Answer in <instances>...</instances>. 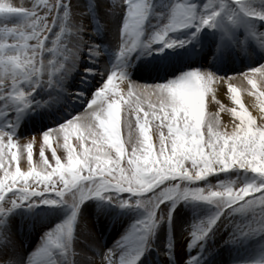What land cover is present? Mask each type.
Returning a JSON list of instances; mask_svg holds the SVG:
<instances>
[{
	"label": "snow or ice",
	"instance_id": "obj_1",
	"mask_svg": "<svg viewBox=\"0 0 264 264\" xmlns=\"http://www.w3.org/2000/svg\"><path fill=\"white\" fill-rule=\"evenodd\" d=\"M231 3L238 14L264 20V13L253 12L246 0ZM122 4L126 20L121 26L119 58L154 43L174 47L177 42L166 39L169 33L189 28L199 33L203 27H216L221 16L212 3H206L199 13L195 4L176 3L167 23L142 45L148 5L145 0H122ZM67 5L68 0H29L19 5L13 0H0V19L16 15L25 18L20 26L0 23V100L27 107L26 98L31 93L21 90L23 83L50 77L75 59L76 29L68 32L67 14L60 12ZM238 14L225 13L232 23ZM221 84L226 85L236 107L228 108L217 99V86ZM241 91L255 98L258 118L245 108ZM206 101L217 105V110L207 116ZM226 112L232 117L230 124L221 120V113ZM38 143L39 159L34 162ZM58 148L63 149V158L58 156ZM49 151L51 159L46 155ZM237 168L255 174L261 182L238 189L224 185L216 190L180 187L182 182H199ZM109 193H152L147 201L138 200L135 205L147 207L146 218L136 228L140 234L156 226L161 205L169 201L173 205L181 199L216 204L218 215L200 226L198 234H192V243L204 239L229 210L259 208L264 213V65L234 78L214 79L210 74L191 71L155 87L131 85L122 74L112 72L82 115L39 140L17 142L10 133L0 131V214L9 205L16 208L45 195L60 202L67 200L73 208L68 220L47 236L37 254L40 264H49L48 258L71 240L79 204L93 197L111 201ZM9 194L18 199L9 198ZM120 206L130 205L125 200ZM137 259L129 256L127 264H137ZM103 264L124 261H118L113 253Z\"/></svg>",
	"mask_w": 264,
	"mask_h": 264
},
{
	"label": "rangeland",
	"instance_id": "obj_2",
	"mask_svg": "<svg viewBox=\"0 0 264 264\" xmlns=\"http://www.w3.org/2000/svg\"><path fill=\"white\" fill-rule=\"evenodd\" d=\"M13 2L17 5L21 3L28 4L29 0H13ZM145 2L148 5V14L147 19L142 26V45L147 44L152 38V36L156 32H158L160 28L164 26V24L167 23V20L171 14V9L176 3L187 2L195 4L197 6L198 13L206 3H212L216 9L218 8V6L216 5V0H145ZM221 2L228 3L227 0H221ZM60 12L62 14H67V18L65 19V27L68 29V32H71L72 28L75 27L76 33L73 34V42L75 43L77 52H80L81 54V58L77 64L73 63L75 62V59L69 60L64 64V66L71 71L75 69L79 70V73H77L79 80L77 79L75 81L76 86L70 89L71 94L66 95L64 97L67 99L68 104L74 102L77 103V108L81 106V101L83 100V98H85L84 94L79 89L80 86L83 85V81H81V79L90 83L91 86L87 93L88 99L85 100L83 106L84 108H86L85 106L90 103L96 91H98L99 88L102 86V83L105 82L107 75L111 74L112 72L122 74L123 77L131 85L137 83L135 76H132L131 73H129L130 66L132 67V64L136 66L137 59L142 56V53L147 52V49H158V47L163 44L154 43L151 44V46L148 48H144L143 46H141L138 47L137 50L133 52L130 56L119 58L121 25L126 20V10L122 4V0H68L67 7H62L60 9ZM24 19L25 18L23 16L16 15L0 19V23H6L15 27L19 26L18 24H16L17 20H21L22 22H24ZM95 22L98 26L95 24ZM92 24H95V29L97 30L99 36L102 38L105 37L103 38L105 40L104 46L102 45V42L95 40V32L92 29ZM82 28H86L85 31H87L89 34L83 35L82 33H80L82 31ZM186 30L188 29L171 32L168 34L166 39L168 40L169 37L179 34V32H187ZM108 31H111L115 34V43L111 42L110 39L108 41ZM85 36L86 45H81L79 41H81L82 38H84ZM190 48L192 49L193 47L191 46ZM93 51L97 54L92 55ZM213 52L214 51L211 49V51H208L206 55L209 56V54L211 55ZM207 56L204 57V60L202 62L208 63L209 60ZM47 58L48 57H46V59ZM103 58L104 60L101 61V59ZM260 65H264V59L260 62L251 65V67H246L247 69H244L243 71H234V73L229 76L234 77V75L236 76L237 74L244 73L245 71H248ZM104 67L105 71L103 70ZM84 69H87V71L85 70L83 72ZM198 69L201 73L203 70H206L204 66H195L193 63L191 64V66L184 68L183 71L186 74L188 72ZM211 73H213L217 79L222 78L213 70L211 71ZM223 78H228V74L224 75ZM37 81H35V84ZM142 82L143 81H139V83ZM153 83H158L160 85L167 84L163 81H154ZM234 83L239 86V83ZM32 84L33 81H31L30 85L23 84L21 90L24 92L30 90L31 87L34 86V84ZM221 91L223 93L228 94L225 85L224 87H221ZM245 96L246 93H243L241 91V101L243 104H245L244 102L247 103V101L245 100ZM55 98H57V96H55ZM216 110L217 105H214V108L209 111V114L215 112ZM207 115L208 114L206 113V116ZM1 117L2 114L0 113V118ZM225 117L232 120V117L228 116L227 112L221 113V120L224 123ZM11 121V127H9V124L7 122L3 121L4 123L0 124V131L10 133L13 136L14 140L17 142L26 143L31 141L33 138H37V140H39L43 136V134L53 130V128L48 127L46 129H41L40 131L35 132L33 134L30 132H22L21 134H19L18 129H14L15 121H13V119ZM53 147H56L55 140H53ZM57 154L61 158H63L65 155L62 148L57 149ZM46 155L49 159H51V151L47 152ZM38 159L39 143L34 147V162L38 161ZM187 182L192 184L190 187L187 186V188L191 190L194 189L193 187H195L196 189L199 188L204 190H216L221 185L230 186L238 189L249 183L259 184L261 181L255 174L237 168L232 169L228 172H217V174L210 175L206 179L199 182L185 181L182 182L181 185H185L187 184ZM107 195H111L113 199L111 201L107 199H99L96 197L89 199L88 202L90 206V211L88 213L81 214V223L79 225L81 231L78 236L74 234V236L78 237L79 239L77 240V242H84V236H82L83 232L87 230L88 227H90L91 229L92 225L94 226L92 229L103 228V235L110 234L114 228L116 230L115 233L118 235L116 240H118L120 239V233H122L123 231H128L132 228L130 220L133 214L141 213V215L143 216V220L146 218L147 207L146 205L145 207L135 206L136 202L139 200L136 198L135 195L131 193H109ZM142 196H144V194ZM9 198L18 199V197H12L11 194H9ZM43 198L53 201L55 205L59 206L62 210H64L65 215H67L68 217L71 216L73 208L70 206L67 200L64 202H60L58 198L49 195L31 198L28 202L18 206L19 211L21 210V206H24V208H31L29 206H31L32 204H35V206H37L36 202L42 200ZM149 198H143L139 201L144 202L147 201ZM125 200L129 202V207L120 206V202H123ZM81 205H83V202L79 204V206ZM0 207H3V205L0 204ZM104 207L106 210H110V212L113 211L114 214H112V216H109V219L106 221V223L103 224V219L106 217V214H104ZM185 208L191 211L193 213V216L189 220L190 222L188 223L187 227H185L182 231H180V234H177V236L173 238V232H171L170 236L169 227H172V225L174 224V219L176 218V215L179 214ZM11 209L13 208H11L9 205V207L5 209L2 214H0V220L3 219L2 217L5 216V219L0 225V262L6 261L7 264H16V261H19V257L21 255L23 246H21L20 244L23 243V237L19 238V236L21 235L13 236L12 230L11 228H9L8 225L4 228V224L8 219L7 213ZM37 210L38 209L33 211L36 212ZM219 211V207L214 203L209 204L204 201H193L191 199L177 200L174 205L171 201H169L167 204L161 205V211L158 213L159 222L149 232L145 233V241L143 242V244H138V247L134 252H131L133 245H130V247H128V253L125 255L127 257L126 259H128L129 256L137 257V254H139L142 250L145 249L146 243H151L153 244V247H156L158 243L162 241V243H165L164 248H161L158 252L156 250L155 252L150 253V256L146 257V259L143 261V264H195L192 260L194 259V257L199 256L200 253H205L208 257H210L211 255H216L219 256L220 259L222 256L220 251H232L231 254H228L229 257H231L232 255L236 256L237 254L233 253L240 252L238 250V245L241 241L246 242V239H252L253 237H256V235L264 233V213H262L259 208H257L255 211L248 210L244 212L229 210L224 215L220 216V219L218 220L217 224L212 228V230L204 239L196 243H192V241L194 240V236L192 234H198L200 226H204L208 221L214 219L218 215ZM44 216L47 218V214H45ZM161 227L169 229L165 230V234L163 236L161 235L162 240L158 241V239L160 238H157L159 236L158 229ZM136 228L137 227L134 226L133 231H130V233H134L136 231ZM23 231L24 230L22 229V232ZM32 237L33 236H31V238ZM168 237H170L171 240H168ZM104 238L106 239V236ZM136 239L137 237L135 238V240ZM72 240H74V237H72L71 240L67 242V248H64L63 250L57 251L55 253L53 259L54 261H56V259H59V264H66L71 260L73 263L77 261V264H103L105 257H111H102L99 254L93 255L90 250H88L87 253L80 252V248L77 247L75 243L73 244ZM44 244V241L38 240L36 241V244H34V247H31V249L36 252L38 250L41 251V249L44 247ZM119 247L120 245L118 243L114 246V248ZM67 249L71 250L74 253L73 259L70 258V254L66 253ZM177 250L178 254L176 253ZM64 252L66 254H64ZM237 258L238 257H231L229 259L235 260ZM117 259L118 261L121 260L118 256ZM242 264H264V261L253 259L251 262H242Z\"/></svg>",
	"mask_w": 264,
	"mask_h": 264
},
{
	"label": "bare ground",
	"instance_id": "obj_3",
	"mask_svg": "<svg viewBox=\"0 0 264 264\" xmlns=\"http://www.w3.org/2000/svg\"><path fill=\"white\" fill-rule=\"evenodd\" d=\"M216 1V5L218 6L217 10L221 12V16L218 17L219 23L217 24V26L213 28L203 27L199 33H195V29L189 28L188 30H186L187 32H179V34L168 38L169 42H177L176 46L169 48L162 44L160 47H158V49H147V52L142 53V56H140L138 60L140 64H146V75H140V73L132 72L137 80V83H134L135 86L155 87L160 85L158 83H153L154 81H163L168 84L169 82L178 80L181 76H184V68L191 66V64L193 63L195 66H204L206 70H203L202 73L210 74L214 79L217 78L213 73H211L212 70L222 78L227 74L228 78H234L235 75L234 77L229 76L234 73V71H243L244 69H247L246 67H251V65L264 59V39H261L262 35L264 37V20H259L251 16H243L242 14H238V9L234 4L231 3V0H227L228 3H222L221 0ZM246 2L253 12H259L258 14L264 13V0H246ZM226 12L230 14H238L235 17V23H232L229 17L225 15ZM16 24L20 26L23 24V22L21 20H17ZM95 24L97 25L96 22ZM95 24H92V29L95 32V40L102 42V45L104 46L105 40L103 38L105 37L102 38L99 36L97 30L95 29ZM85 29L86 28H82V31L80 33H82L83 35H88L89 33L85 31ZM114 35L115 34L113 32L108 31V41L110 39L111 42H114ZM85 38L86 36L82 38L81 41H79L81 45H86ZM180 42L183 43L181 44ZM191 46L193 47V51L189 49ZM212 48L214 52L212 53V55L208 56V63L202 62L204 60L203 57L206 54L205 51H207L208 49L211 50ZM80 58V52L76 51L74 60L75 62L73 63L77 64ZM101 60L103 61L104 58ZM193 71H199V69ZM74 73L75 70H69L66 80H70L71 78H73ZM55 75L56 73L52 74L50 77L45 75L43 78H41V80L38 81V88L41 92H43L44 89L48 86V80L52 79V77ZM139 81L143 82L139 83ZM235 82L239 83V81ZM30 83L31 81H27L24 84L29 85ZM222 86L224 87V85L222 84L217 86V99H219L228 108L236 107L229 99V95L221 91ZM47 90L48 88L46 89V91ZM62 90L65 89L63 88ZM245 97V100L247 101V103L244 102L245 108L255 118H258V109L254 107L256 103L255 98L248 97L247 94ZM34 99L37 100L36 97ZM86 99H88L87 94L82 100L81 106L76 108L75 111H72V108H69L67 112H60L58 117L54 118V120H48V117L46 116L43 119L45 120L43 123V129H46L48 127L53 128V130L57 129L65 122L76 118L78 115H82L87 109V106H85L86 108L83 107ZM214 105V103L206 101L207 114H209V111L214 108ZM0 113L2 114V117L0 118L1 124L4 123L3 121L9 122L11 118L17 117L21 114V111L18 110V107L12 104L10 101L6 103L4 100H0ZM228 116L231 117L230 113H228ZM28 119L29 121H31L32 119L41 121V116L36 115V117ZM224 121L226 124H230L232 122V120L227 117H225ZM45 200L49 199L43 198L42 200L38 201L37 204L41 206V211L36 217V220L42 223L37 231L38 235L36 237V240L39 239L40 241L44 242H46V238L50 233L54 232L58 226L64 224L70 217L65 215L64 210L55 205V203H45ZM103 209L104 214H106V217L103 220L104 224L109 219V216H112L113 213H111L109 210H106L105 207ZM89 211V202L88 200H85L83 201V205L78 208V218L75 220L76 222L74 221L73 225V236L74 234L78 236L81 231V228L79 226L81 223V214L88 213ZM44 213L47 214V218L44 216ZM192 216L193 213L191 211H189L187 208L183 209L179 214L176 215V218L174 219L175 222L172 227H169L170 229L162 227L158 229L159 236L157 238L160 237L158 241L162 240L161 235L163 236L165 234L164 232L166 229H169L170 236L171 232H173V238L177 236V234H180V231L187 227ZM31 218L32 217H30V219L29 217H24L23 221L26 222L27 220H31ZM41 218L42 220H39ZM142 220L143 216L141 214L133 215L130 221L132 228L128 231H123L122 233H120V239L118 240H116L118 235L115 233L116 230L114 228L110 234L103 235V228L92 229L94 226L91 224V229L90 227H88V229L83 232L82 236H84V242H77V240L79 239L78 237L74 236L73 244L75 243V245L80 248V252L83 253H87V251L90 250L93 255L99 254L102 257L111 256L114 253L120 259L124 260L125 264H127L128 259H126L127 257L125 255L128 253V247H130V245H133L131 252H134L138 247V244L143 243L146 239L145 233L140 234L137 231L134 232L136 234L130 233V231H133L134 226L137 227ZM105 236L106 239L104 238ZM133 237H137V239L134 242H131ZM101 238H104L105 240L102 239L101 241ZM168 240H171V238L168 237ZM246 240V242L241 241L238 245V250L240 252L236 256H231L238 257L235 260L229 259L231 257H229L228 254H230L231 251H220L221 255L223 256V260L220 264H242V262H251L253 259L264 261V233L256 235V237H253L252 239L248 238ZM35 243L36 241H34L33 243L30 242L27 246L24 245L22 247L19 261H16V264H40V261H38L37 259V254L40 252V250L36 252L31 249V247H34ZM117 243L120 245V247L114 248L115 244ZM164 245L165 243H162V241H160L156 247H153V244L148 243L145 250L138 254L137 264H143L146 256H150L149 254L156 251V249L159 251L161 248H164ZM177 252L178 250L176 251V253ZM66 253H70L71 258L73 257L72 255H74L71 251L68 250L66 251ZM66 253L64 252V254ZM205 255L206 254L203 253L199 257L198 263L200 259H203L201 261L202 263L205 262L207 264H210V262L217 263L219 261V258L216 255H212L209 258H205ZM53 258L54 257L48 258L49 264L53 260ZM55 262H57L55 264H58L60 260H56ZM67 264L71 263L68 262Z\"/></svg>",
	"mask_w": 264,
	"mask_h": 264
},
{
	"label": "trees",
	"instance_id": "obj_4",
	"mask_svg": "<svg viewBox=\"0 0 264 264\" xmlns=\"http://www.w3.org/2000/svg\"><path fill=\"white\" fill-rule=\"evenodd\" d=\"M194 189H196L195 187H193Z\"/></svg>",
	"mask_w": 264,
	"mask_h": 264
}]
</instances>
